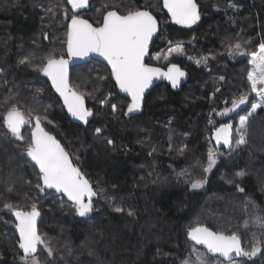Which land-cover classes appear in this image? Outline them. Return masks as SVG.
Listing matches in <instances>:
<instances>
[{"label": "trees", "instance_id": "16d2710c", "mask_svg": "<svg viewBox=\"0 0 264 264\" xmlns=\"http://www.w3.org/2000/svg\"><path fill=\"white\" fill-rule=\"evenodd\" d=\"M148 1L94 0L86 18L96 4L117 11L128 3L148 9L160 32L147 62L157 66L156 55L180 44L182 56L158 66L176 64L187 81L177 90L158 85L146 97L142 114L128 117L129 102L117 94L104 64L90 61L71 68L70 87L84 95L92 112L88 124L78 125L69 120L39 71L49 56L65 54L72 15L66 0H0V64L10 67V75L19 82L12 89L8 78L6 91L0 93V105L3 96H11L0 109V137L8 136L3 137L6 154H15V164L32 180L40 201L34 203L40 213L38 234L45 241L46 233L51 254L46 242L41 244L35 255L38 264H182L186 260L199 264L195 255L206 264H230L188 241L189 228L198 225L238 234L246 251H251L254 237L260 239L261 251L236 264H264V104L248 117L245 146L230 152L233 133L228 151L216 148L211 139L212 131L223 124H232L234 132L237 118L247 114L254 100L247 76L251 53L264 43V0H196L200 20L190 27L172 22L161 0H153L156 10L146 5ZM236 43L245 55L236 56ZM241 94H247L246 102L223 116ZM17 97L47 110L50 122L41 119L42 127L61 143L96 192L92 212L81 217L63 196L41 191L40 174L26 157L29 133L18 149L10 144L15 137L3 117ZM35 116L25 117L30 122L21 132L33 128ZM96 128L101 129L99 134ZM212 146L219 158L207 174ZM9 159L13 165L14 159ZM201 180H205L202 191L189 190L190 183ZM1 182L2 174L0 264H23L13 214L17 209L30 211L32 205L25 197L26 184L17 182L20 188L9 191ZM120 198L129 199L133 208L116 212L111 206ZM5 204L12 208H4ZM6 227L10 235L4 232ZM4 237L10 245L5 246Z\"/></svg>", "mask_w": 264, "mask_h": 264}, {"label": "snow or ice", "instance_id": "6c2138e0", "mask_svg": "<svg viewBox=\"0 0 264 264\" xmlns=\"http://www.w3.org/2000/svg\"><path fill=\"white\" fill-rule=\"evenodd\" d=\"M72 9H82L87 6L88 0H67ZM162 7L167 10L171 20L177 25L190 27L200 20V12L196 0H163ZM52 11V9H48ZM67 12V9H65ZM158 30L156 17L148 10H128L121 14L117 10H110L103 16L99 26H93L86 19H81L75 13L72 15L71 23L67 30V53L69 57H86L90 53H96L103 57L111 66V76L114 77L119 89L131 98L128 104V113L139 110L144 99L145 90L152 83L154 77H163L169 80L172 87H176L180 78L185 75L176 64H171L167 71L161 68L151 67L144 62V58L149 53V43ZM240 43L235 44V49H241ZM182 45L177 44L169 48L168 53L182 52ZM160 56H157L159 59ZM23 62V61H22ZM68 63L63 56L59 58L49 56L40 68L45 76L52 83V87L63 98L64 105L73 117L87 123V119L92 115L90 109L85 107L84 95L69 86ZM199 64L200 61H197ZM252 70L248 72V82L251 92L261 99V103L251 106L248 116L240 117L239 139L236 143H246L243 129L246 126L248 117L264 104V43L259 45V50L251 53ZM223 79V77H220ZM247 94H241L232 100V108L226 110L233 111L244 104ZM105 101H101L104 103ZM115 111L116 106L112 105ZM222 113V114H226ZM34 129L31 132L30 142L26 152L39 167L40 179L44 187L55 189L57 193H63L73 202L76 213L83 217L93 211L92 197L96 195L89 180L85 177L81 169L74 165L68 152L60 142L41 126V116L34 117ZM25 114L18 108L12 107L3 117V123L8 130L18 139H23L21 128L25 123ZM232 125L225 124L216 130L215 138L217 143L223 140L225 145L231 143ZM101 132L96 128V133ZM108 143H112L111 140ZM209 164L204 170L211 171L216 163L215 153L210 149L208 153ZM239 175H243L240 173ZM40 187V185H37ZM193 189L203 187V182L194 181L191 184ZM44 188H41L43 191ZM11 191V188H9ZM243 191V189H240ZM6 208L12 205L5 204ZM116 212H123L121 207H115ZM15 217L18 220L17 229L19 232V248L23 250L24 264H38L37 258L33 255L37 252V246L45 244L44 239L37 232V217L40 213L35 204L30 211L22 209L15 210ZM128 215H133L131 211ZM264 223V221H262ZM188 237L196 244L204 245L209 253H219L232 264V254L236 256L252 257L261 251L260 239L254 237L251 251H246L242 247L241 237L232 233L226 235L222 232H214L208 227L195 226L189 228ZM45 247L48 248L47 244ZM49 254L51 249L48 248ZM199 264H206L202 256H198ZM187 264V262H185Z\"/></svg>", "mask_w": 264, "mask_h": 264}, {"label": "rangeland", "instance_id": "374dc122", "mask_svg": "<svg viewBox=\"0 0 264 264\" xmlns=\"http://www.w3.org/2000/svg\"><path fill=\"white\" fill-rule=\"evenodd\" d=\"M146 5H149L150 6V8L152 9V10H156V3H155V1H153V0H149L148 2H147V4ZM105 6V5H104ZM103 6V4H96V5H94L93 6V8H92V10H91V12L89 13V15H88V17H89V19L91 20H93V23L94 24H96V25H98V24H100V22H101V18H102V16L107 12V11H110V10H114V8H112V7H104ZM217 8V7H216ZM134 9H140V10H142V8H140V7H137V6H135V4L133 3V4H131V3H128L127 5H123L121 8H120V10H119V12L121 13V14H125L128 10H134ZM144 10H148V9H144ZM71 17H72V15H71ZM70 17V18H71ZM70 20V19H69ZM91 20V21H92ZM67 34V33H66ZM67 36V35H66ZM172 47H175V46H172ZM172 47H170V48H172ZM169 50V49H168ZM257 51L259 50V47L256 49ZM243 50H241V49H239V50H236V51H233V52H236V56H238V57H240V55L241 56H243V55H245V52H242ZM183 52V51H182ZM182 52H179V53H172L171 55H169V53H168V51L164 54V55H162V56H160V58L159 59H157V56L158 55H156V60H155V62L158 64V65H161V64H166L168 61H169V59L171 58V57H175V58H177V57H179V56H182L181 54H182ZM6 52H3L2 51V55H4ZM65 55V54H64ZM171 60V59H170ZM157 65V66H158ZM105 66V65H104ZM250 66H251V68H250V70L249 71H251L252 70V67H253V65H252V63H251V60H250ZM106 67V66H105ZM158 67H160V66H158ZM107 68V67H106ZM10 67L9 68H7V66L3 63V64H0V93H3L4 92V90L6 91V87H7V81H8V78H10V80H11V85H12V89L14 88V87H16V85H19V82H18V80L14 77V76H11L10 74ZM247 84H248V86H249V89H250V84H249V82H248V79H247ZM11 89V90H12ZM251 91V90H250ZM12 93V94H11ZM9 95H15V97L16 96H20V95H16V94H14L13 92H11ZM38 93H40V91H38ZM252 93V96L254 97V100L251 102V103H249V110H248V112H247V114L245 115V113L242 115V116H248V113L249 112H251V106H252V104H255V103H261V99H260V97H258L255 93H253V92H251ZM1 97V96H0ZM2 99V98H1ZM3 99H4V102L2 103V101H1V105H0V109H2V108H4V105L8 102V100L9 99H11V96H3ZM12 107H16V108H18L21 112H23L24 114H25V117L26 118H28L29 117V115H31V114H36V115H43V117L44 116H46V120H44L43 118H41L42 119V122L43 123H48L49 124V122H50V118H49V115H46V112H47V110L46 109H44V110H41L40 109V104L39 105H35V104H33V103H31L29 100H26V99H22V100H20L18 97H17V99H16V102L12 105ZM261 107H262V105H261ZM261 107L260 108H257L256 109V111L255 112H253L252 113V115L251 116H253V115H255L256 113H257V111L258 110H260L261 109ZM234 111V110H233ZM233 111H227L226 112V114H222L223 116H228L230 113H232ZM223 113H225V112H223ZM3 113H1V111H0V116L2 115ZM242 116H240V117H242ZM240 117H238L237 118V124H236V127H235V129H234V132H233V139H234V143H233V145H232V148H231V150H230V152L231 153H233L234 151H235V149L236 148H241L242 146H245V144H237L236 143V141L239 139V135H240V132L238 131V129L240 128ZM29 119H31V117L29 118ZM30 125V124H29ZM218 127V126H217ZM246 127V126H245ZM31 130H32V128H27V129H24V131H22L21 132V135L23 136V139L21 140V139H18L16 136H14L15 137V141L14 140H12V142H10V144L11 145H13L15 148H19V145H21V144H25V142H26V140H25V138H27L26 137V135H27V133H29V138H30V132H31ZM243 131H244V134H245V136H246V133H247V129H243ZM4 135L5 136H7L6 135V133H4ZM4 135H3V137H4ZM3 137H0V174H2L3 175V182H1V183H5L6 182V184L10 187V188H15V189H19L20 187H18L19 186V184L17 183V182H20V183H24V185H25V189H26V191L28 192V195L27 196H25V197H27V200L30 202L29 203V205H33L35 202H40V201H38L36 198H35V195H34V191H33V189H32V185H33V182H31L32 180H28V177L25 175V173H24V175H22V171H23V169H21V168H18L17 167V165L15 164V162H16V160H17V158L15 157V154H12L11 156H7V154H6V152H7V149H6V145H5V141L7 140V139H4ZM7 138H8V136H7ZM29 141H30V139H29ZM79 146H80V144H79ZM213 147V149L212 148H210L214 153H215V159H216V163H217V161H218V158H219V156L217 155V152H216V150L214 149L215 147L214 146H212ZM209 149V150H210ZM208 150V151H209ZM5 156H7V157H4V155ZM221 156H222V153L220 154ZM1 156H3V157H1ZM13 158L14 159V163H13V165H12V161H10V159L9 158ZM215 163V164H216ZM208 164H209V158H208V163H207V167H208ZM215 166V165H214ZM213 166V167H214ZM212 167V168H213ZM212 170V169H211ZM24 172V171H23ZM210 171H208V172H206L205 171V173H209ZM14 179L17 181V182H15L14 181ZM194 182V181H193ZM192 182V183H193ZM201 182H203V187H201V188H197V189H193L192 187H191V184L192 183H190V186H189V190H191V191H202L203 190V188H204V186H205V180H201ZM5 189H6V187H5ZM56 200H59L60 201V203H62L61 202V198H56V197H54ZM114 204H112V208H114V207H121V208H133L132 207V203L130 202V200L128 199H125V198H120V200L118 199H115L114 201ZM246 204L247 205H249V203H248V201H246ZM4 208H6L5 206H4ZM130 209V210H131ZM131 212H132V210H131ZM258 226H260L259 224H258ZM4 232L6 233V232H8L9 233V231H8V229H7V227L6 228H4ZM4 234V233H3ZM9 235H10V233H9ZM43 236H44V238H45V242H46V244H47V241H48V239H47V237H46V233H43ZM6 239H8L7 237H4V242H5V240ZM6 245L5 246H7V245H10V240L8 239V243H5ZM0 247H1V244H0ZM197 253V252H196ZM196 256V258L198 257V255H195ZM45 258L47 259V257H45L44 256V260H45ZM21 262L24 264V260L22 261V259H21ZM185 262H187V264H190L189 263V261H185ZM185 262L184 263H182V264H185ZM232 262H234L233 264H236V261H232ZM29 264H31V260H29Z\"/></svg>", "mask_w": 264, "mask_h": 264}, {"label": "water", "instance_id": "95a60500", "mask_svg": "<svg viewBox=\"0 0 264 264\" xmlns=\"http://www.w3.org/2000/svg\"><path fill=\"white\" fill-rule=\"evenodd\" d=\"M93 1H94V0H88V3H87V6H86V7L82 8V9H75V10L71 8V5H69V4L67 3V0H66V3H67V5H68V7L71 9V11L73 12V14H74V13H75V14H79V13L85 12V11L89 8L90 3L93 2ZM162 2H163V0H161V3H162ZM163 10H164V11L166 12V14H167V10L164 9V8H163ZM167 15H168V14H167ZM168 16H169V15H168ZM80 18H81V17H80ZM169 18L171 19L170 16H169ZM81 19H84V18H81ZM102 20H103V19H102ZM171 21H172V20H171ZM172 22H173V21H172ZM70 23H71V20L69 21L68 26L70 25ZM89 23H90V22H89ZM68 26H67V30H68ZM159 32H160V25L158 24V30H157L156 34L153 36V38H152V40L150 41V43H149V53H148V55L145 56V58H144V62H145L146 64H148L149 66H151V67H157V68H161L163 71H167L168 67H167V68H162V67H158V66H155V65H151V64H149V63L147 62L148 59H149V56L151 55V50H152V47H153L154 41H155L156 38L158 37ZM66 40H67V36H66ZM63 57H64V59H66V60L69 61V63H68V81H69V82H70V70H71V68H74V67L79 66V65H82V64L89 63L90 61L100 62V63L104 64V65L108 68V70H109V72H110V78H111V81L113 82V84H114L115 87H116V92H117V94H118L119 96L125 98L126 100H128L129 104L131 103V98H130L126 93L122 92V91L119 89V86L116 84V81H115L114 77L111 76V66L107 63L106 60H104L103 57L99 56V55L96 54V53H90V54H89L88 56H86V57H69V55H68V53H67V44H66V47H65V55H64ZM181 71H182V70H181ZM182 72H184V71H182ZM184 73H185V72H184ZM40 75H41L42 78H44L45 80H47V82L49 83V85H50V87H51V90L53 91V93L55 94V96L58 98V100L61 102L65 114L67 115V117L69 118V120H70L72 123H75V124H78V125H86V124H88V123L90 122V120H91V116L88 117V119H87V123H85V122L82 121V120L77 119L76 117H73V116L71 115V113L68 112L67 107L64 105L63 98H62V97L59 95V93H57V92L55 91V89L52 87L51 80H50L47 76H45L42 72H40ZM186 81H187V77H186V74H185L183 77L180 78V82H179V84L174 88V87H172L171 82H170L169 80H167L166 78H163V77H154L152 83H151V84L149 85V87L145 90L144 99H143V101H142V103H141V107H140V109H139V110H136V111H133V112H131V113H128V111H127L128 106H127V108H126V116H128V117H129V116L134 117V116H137V115L142 114V112H143V110H144V105H145V99H146V97H147V96L149 95V93H150L155 87H157L158 85H160V84H166V85H168L169 87H171L172 89L177 90V89H178L183 83H185ZM69 86H70V84H69ZM84 101H85V107L87 108L86 100L84 99ZM87 109H88V108H87ZM34 124H35V122H34ZM228 124H229V123H228ZM223 125H225V124H223ZM231 125H232V124H231ZM41 126H42V125H41ZM221 126H222V125H221ZM221 126L217 127L216 129H214V130L212 131L211 139H212V142H213V144L215 145L216 148L224 149V150L228 151V150L230 149V147H231V143H230L229 145H225V144L223 143V140H221L219 143H217L216 138H215L216 130H217L218 128H220ZM22 127H23V126H22ZM21 129H22V128H21ZM33 129H34V125H33V128H32V131H33ZM44 130H45V129H44ZM32 131H31V132H32ZM231 131H232V133H233V128L231 129ZM31 132H30V137H31ZM49 134H50V133H49ZM50 135H52V134H50ZM52 136H53V135H52ZM231 142H232V135H231ZM60 144H61V143H60ZM62 147H63V146H62ZM65 151H66V150H65ZM26 157H27V159L29 160V162H30L32 165H34V166L36 167V169L38 170V172H39V167H38V165H36L35 162L32 161L31 158L27 156V152H26ZM70 159H71V158H70ZM40 180H41V179H40ZM41 185H42V187L44 188V190H46V191H51V190H52V191H54L56 194L63 196L64 199H65L67 202L73 204V202H72L71 200H69L68 197H67L66 195H64L63 193H57V192L55 191V189H49V188L44 187L42 180H41ZM93 198H94V197H92V200H93ZM13 217H14V220H15V223H16V225H15V231H16V234H17V237H18V240H19V232H18V229H17V227H16L17 224H18L19 222H18V220L16 219L15 214H13ZM39 220H40V215H39V217H37V222H36L37 232H38V223H39ZM187 238H188V241H189V242H192L193 244H195V245H196L197 247H199V248H203V249L207 252V254H208L209 256H211V257H215V258H219V259L223 260L224 262H229L228 259H226L225 257L221 256L219 253H209L208 250H207V248H206L204 245L196 244L194 241H192V240L188 237V235H187ZM40 245H41V244H40ZM40 245L37 246V251H38V247H39ZM18 248H19V245H18ZM19 251H20V253L24 256L23 250L19 248ZM36 253H37V252H36ZM36 253H34L33 255L35 256ZM29 258H31V257H29ZM245 258H247V257H244V256H236L235 253L232 254V261H237V260H241V259H245Z\"/></svg>", "mask_w": 264, "mask_h": 264}, {"label": "flooded vegetation", "instance_id": "af4514ba", "mask_svg": "<svg viewBox=\"0 0 264 264\" xmlns=\"http://www.w3.org/2000/svg\"><path fill=\"white\" fill-rule=\"evenodd\" d=\"M92 3V2H91ZM91 3H90V5H89V8L85 11V12H82V13H79V14H76V15H78L79 17H81V18H84V19H86V20H88L91 24H93V26H99L101 23H102V19H103V16L107 13H105L103 16H102V18H101V22H100V24H98V25H96V24H94L93 23V21H91V20H89L88 18H86V12H88L89 11V9H90V6H91ZM69 8V7H68ZM70 9V8H69ZM70 12H71V14L73 15V12L71 11V9H70ZM72 18V17H71ZM71 18H70V20H71ZM69 20V21H70ZM69 23V22H68ZM66 47V46H65ZM32 131V130H31Z\"/></svg>", "mask_w": 264, "mask_h": 264}]
</instances>
